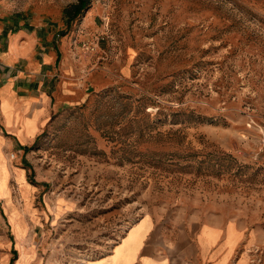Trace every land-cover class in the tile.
Instances as JSON below:
<instances>
[{
	"label": "rangeland",
	"instance_id": "rangeland-1",
	"mask_svg": "<svg viewBox=\"0 0 264 264\" xmlns=\"http://www.w3.org/2000/svg\"><path fill=\"white\" fill-rule=\"evenodd\" d=\"M76 3L0 0L72 69L9 155L33 197L0 149V264H91L142 218L181 244L235 223L229 264H264V0H90L68 25Z\"/></svg>",
	"mask_w": 264,
	"mask_h": 264
},
{
	"label": "crops",
	"instance_id": "crops-1",
	"mask_svg": "<svg viewBox=\"0 0 264 264\" xmlns=\"http://www.w3.org/2000/svg\"><path fill=\"white\" fill-rule=\"evenodd\" d=\"M10 21L0 20V149L8 158V166L9 155L21 152L45 129L53 111V89H67L65 79L72 72L64 61L58 75L52 49L42 47L38 35L27 25L18 27ZM11 167L23 173L33 197L35 188L27 183V169L17 163ZM230 230L236 235L232 245L227 242ZM176 232L173 228L163 230L152 219L142 218L108 254L91 264H229L232 246L241 244L247 249L254 243L245 229L228 222L202 223L196 240L183 244L171 241ZM181 249L186 257L181 256ZM246 260L241 254L235 264H247Z\"/></svg>",
	"mask_w": 264,
	"mask_h": 264
},
{
	"label": "trees",
	"instance_id": "trees-1",
	"mask_svg": "<svg viewBox=\"0 0 264 264\" xmlns=\"http://www.w3.org/2000/svg\"><path fill=\"white\" fill-rule=\"evenodd\" d=\"M90 0H77L73 4L63 10L64 17L70 25L75 19L79 18L89 7Z\"/></svg>",
	"mask_w": 264,
	"mask_h": 264
},
{
	"label": "bare ground",
	"instance_id": "bare-ground-1",
	"mask_svg": "<svg viewBox=\"0 0 264 264\" xmlns=\"http://www.w3.org/2000/svg\"><path fill=\"white\" fill-rule=\"evenodd\" d=\"M13 157V155H11Z\"/></svg>",
	"mask_w": 264,
	"mask_h": 264
},
{
	"label": "built area",
	"instance_id": "built-area-1",
	"mask_svg": "<svg viewBox=\"0 0 264 264\" xmlns=\"http://www.w3.org/2000/svg\"><path fill=\"white\" fill-rule=\"evenodd\" d=\"M12 157V156H11ZM13 158V157H12Z\"/></svg>",
	"mask_w": 264,
	"mask_h": 264
}]
</instances>
